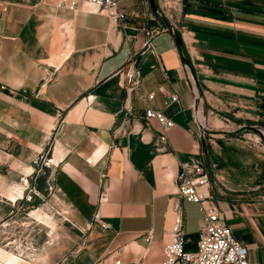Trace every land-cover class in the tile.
<instances>
[{
    "label": "crops",
    "instance_id": "1",
    "mask_svg": "<svg viewBox=\"0 0 264 264\" xmlns=\"http://www.w3.org/2000/svg\"><path fill=\"white\" fill-rule=\"evenodd\" d=\"M154 2L159 20L148 0H118L125 18L113 26L87 5L0 0V168L11 169L14 148L39 153L50 142L48 185L85 229L68 264H113L109 253L122 264H161L174 203L185 249L195 250L203 215L177 193L180 164L205 153L214 162L212 143L235 123L259 125L264 139V0ZM145 30L157 31L149 44ZM130 64L141 74L133 90L118 77ZM171 94L177 102L164 107ZM149 107L174 123L163 142L161 126L144 116ZM206 167L248 263L264 264V194ZM260 170L254 188L264 183Z\"/></svg>",
    "mask_w": 264,
    "mask_h": 264
},
{
    "label": "rangeland",
    "instance_id": "2",
    "mask_svg": "<svg viewBox=\"0 0 264 264\" xmlns=\"http://www.w3.org/2000/svg\"><path fill=\"white\" fill-rule=\"evenodd\" d=\"M252 129L262 131L256 124H232L228 134L212 143L214 162L206 153L199 159H205L211 172L222 169L225 177L244 183L240 188L256 195L264 194V183L254 188L260 168L264 169V140ZM50 148V142L39 153L26 154L14 148L11 169L0 168L1 264L11 256L17 257L18 264H68L81 247L85 229L48 189ZM252 152L262 155L256 160ZM242 161L244 165H240ZM27 168L30 171H24ZM213 186L210 181V188Z\"/></svg>",
    "mask_w": 264,
    "mask_h": 264
},
{
    "label": "built area",
    "instance_id": "3",
    "mask_svg": "<svg viewBox=\"0 0 264 264\" xmlns=\"http://www.w3.org/2000/svg\"><path fill=\"white\" fill-rule=\"evenodd\" d=\"M53 2L56 8L70 11L76 10L80 5H87L92 11L105 13L113 26H119L125 18L124 12L119 9L118 0H53ZM156 33L155 30H145L147 44ZM118 77L121 86L128 90L137 88L141 82V74L133 64L121 68ZM153 97V93L143 94V98L149 102ZM177 100V96L171 94L164 100L163 105L167 107ZM144 116L156 120L161 126L162 135L159 142H163L165 131L172 128L174 123L153 107L147 108ZM210 181V174L203 159L193 158L180 164L176 179L177 193L184 201L198 205L203 215V227L196 241L195 250L187 251L181 206L174 203L173 210L176 215L169 232V240L163 247L164 259L161 264H249L248 249L234 238L232 230L225 224L216 200L209 191ZM48 189L52 191L50 185ZM93 222L101 230L109 228L108 224L100 220L98 212L93 215ZM144 239L149 243L152 239L151 232H148ZM109 257L113 264H122L115 253H109Z\"/></svg>",
    "mask_w": 264,
    "mask_h": 264
},
{
    "label": "water",
    "instance_id": "4",
    "mask_svg": "<svg viewBox=\"0 0 264 264\" xmlns=\"http://www.w3.org/2000/svg\"><path fill=\"white\" fill-rule=\"evenodd\" d=\"M148 1H149V9H150V12L152 13V15H153L156 19L159 20V14H158L157 8H156V6H155V2H154V0H148ZM173 38H174V41H175L176 46L178 47L179 50H181L182 43H181V39H180V37L176 34V35L173 36ZM252 130H253L254 132H256V133L260 136V138H261L262 140H264L263 137H262V134L260 133V131L255 130V129H252Z\"/></svg>",
    "mask_w": 264,
    "mask_h": 264
},
{
    "label": "bare ground",
    "instance_id": "5",
    "mask_svg": "<svg viewBox=\"0 0 264 264\" xmlns=\"http://www.w3.org/2000/svg\"><path fill=\"white\" fill-rule=\"evenodd\" d=\"M14 200L13 201H15V196H13V195H10ZM17 257H14V256H11L9 259H8V261H7V263L6 264H18L17 262H15L17 259H16ZM1 264V263H0Z\"/></svg>",
    "mask_w": 264,
    "mask_h": 264
},
{
    "label": "trees",
    "instance_id": "6",
    "mask_svg": "<svg viewBox=\"0 0 264 264\" xmlns=\"http://www.w3.org/2000/svg\"><path fill=\"white\" fill-rule=\"evenodd\" d=\"M180 52H181V55H183V54H182V50H180ZM210 180H211V177H210Z\"/></svg>",
    "mask_w": 264,
    "mask_h": 264
}]
</instances>
